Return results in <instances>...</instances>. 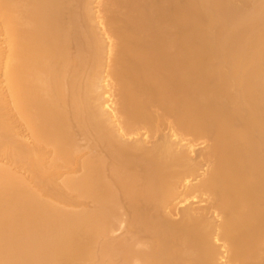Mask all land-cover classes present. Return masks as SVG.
<instances>
[{"label": "bare ground", "instance_id": "6f19581e", "mask_svg": "<svg viewBox=\"0 0 264 264\" xmlns=\"http://www.w3.org/2000/svg\"><path fill=\"white\" fill-rule=\"evenodd\" d=\"M0 264H264V0H0Z\"/></svg>", "mask_w": 264, "mask_h": 264}]
</instances>
